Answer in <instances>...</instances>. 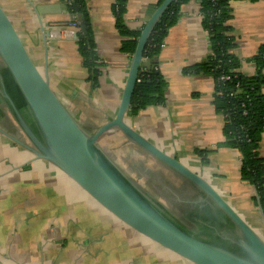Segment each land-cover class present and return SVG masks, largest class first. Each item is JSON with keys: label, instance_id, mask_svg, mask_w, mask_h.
I'll return each instance as SVG.
<instances>
[{"label": "crops", "instance_id": "0c3cea01", "mask_svg": "<svg viewBox=\"0 0 264 264\" xmlns=\"http://www.w3.org/2000/svg\"><path fill=\"white\" fill-rule=\"evenodd\" d=\"M28 1L46 10L44 14L38 18L27 0H0V5L35 65L46 71L53 91L76 120L95 130L115 115L130 64V57L120 51L122 38L115 28L114 0H85L98 58L96 86L82 65L77 39L72 37L77 30L70 26V17L62 8L65 3ZM157 1L126 0L125 26L141 29ZM230 7L232 16L227 24L236 43L232 53L245 60L264 43V0H235ZM180 12L152 64L166 83L164 103L147 106L127 116L126 122L210 185L216 184L235 209L246 210L252 199L249 184L240 179L239 154L218 146L224 140V119L213 106V79L184 71L210 51L198 1H188ZM40 22L48 31L46 51ZM255 71L250 63L244 62L240 68L245 75ZM261 91L264 93V85ZM0 127L18 130L1 108ZM100 139V146L117 165L116 157L107 150L114 145L144 156L118 131L111 130ZM258 153L264 158V132ZM32 157L0 134V264H191L122 224L53 165ZM255 207L250 206L248 212L260 220Z\"/></svg>", "mask_w": 264, "mask_h": 264}, {"label": "water", "instance_id": "95a60500", "mask_svg": "<svg viewBox=\"0 0 264 264\" xmlns=\"http://www.w3.org/2000/svg\"><path fill=\"white\" fill-rule=\"evenodd\" d=\"M172 1L163 0L144 23L130 57L116 113L93 131L76 120L53 91L46 71H39L0 5V69L7 81L0 75V100L24 139L1 127L0 134L30 152L31 160L53 165L122 224L191 264H264V239L206 180L126 122L139 71L149 70L157 62L156 58H143L144 47ZM27 2L38 18L46 11ZM74 18L85 34L80 16ZM40 29L46 51L48 31L41 22ZM72 34L75 38L76 33ZM111 130L184 181L194 198L182 202L191 208L176 207L178 212L174 214L132 180L99 144L100 137ZM256 207L264 225L258 197Z\"/></svg>", "mask_w": 264, "mask_h": 264}, {"label": "trees", "instance_id": "16d2710c", "mask_svg": "<svg viewBox=\"0 0 264 264\" xmlns=\"http://www.w3.org/2000/svg\"><path fill=\"white\" fill-rule=\"evenodd\" d=\"M70 17L79 28L75 15H79L86 33L77 31V48L83 67L87 70L88 80L96 86L99 74L97 56L94 50L92 28L85 0H62ZM163 0H158L156 7ZM190 0H173L156 23L143 50V58L153 59L160 50L168 29L181 15V7ZM201 23L208 36L209 54L202 61L185 68L191 75H209L214 82L213 106L223 116V142L218 145L234 149L239 154L240 179L254 189L264 211V158L258 153L261 135L264 132V43L256 53L247 59L232 53L235 40L227 24L232 16L230 2L235 0H197ZM258 1V0H248ZM126 0H114L113 14L115 28L121 36L120 51L131 57L139 30L128 29L123 22ZM252 64L256 71L253 75L240 72L243 63ZM229 80H221V76ZM166 86L163 76L155 65L149 70H140L131 96L128 116L136 115L141 109L164 103L163 91ZM200 155L203 153L198 152ZM203 162L205 158H202Z\"/></svg>", "mask_w": 264, "mask_h": 264}, {"label": "rangeland", "instance_id": "374dc122", "mask_svg": "<svg viewBox=\"0 0 264 264\" xmlns=\"http://www.w3.org/2000/svg\"><path fill=\"white\" fill-rule=\"evenodd\" d=\"M3 8V7H2ZM38 69L41 73H44L45 71L40 67L38 66ZM87 128V127H85ZM99 141H101V139H99ZM220 148H224V147H220ZM107 150L110 151V154L115 156L116 157V162L119 164L118 166L132 179L134 180L141 188H143L144 190H146L148 193H150L151 195L154 196V198L156 200H158L159 202L163 203L164 202L159 198L157 197V195L155 194H152L147 185H144L145 184V177L143 175V172L144 171H139L137 170L138 167H142V165H144L145 167H147V169L149 170H152L153 169H156L155 171H158L157 167L159 168V166L157 165V163L149 160L148 158H143V156H140L138 154H131L130 153V150L127 149L126 147H124V145H114L110 148H108ZM117 154L118 155H121V158H117ZM122 157H124V159H122ZM145 157V156H144ZM183 158V157H182ZM183 161V163L185 164H188V160L186 161L185 159H181ZM129 163H131V168L129 167ZM157 167H156V166ZM162 169V168H161ZM136 172H135V171ZM142 176V179H140L141 175ZM145 178V179H143ZM213 182V181H212ZM217 182V181H215ZM210 184V183H209ZM214 189H216V191L218 193H221L222 195V198L224 200H226V202L228 204H231L229 203L230 200L229 198H227V196L222 192L220 191V189H218L217 185H211ZM241 189H238V190H234V191H239ZM247 190H248V194L250 195V198L249 199H252V202H250L249 205H247V208L246 210H244L243 208L239 209V208H234V206L231 204L232 208L243 218V220L251 227L253 228L263 239H264V225H263V222L261 221V218L259 220V218H257L258 216H255L250 214L248 212V209L250 206L253 207V205L255 206V201H254V197H255V193H254V189L251 185H248L247 186ZM226 196V197H225ZM257 209V207H255ZM254 210V208H253ZM255 212V210H254ZM257 212V211H256ZM256 215V214H255ZM258 219V220H257ZM74 264V263H73Z\"/></svg>", "mask_w": 264, "mask_h": 264}, {"label": "flooded vegetation", "instance_id": "af4514ba", "mask_svg": "<svg viewBox=\"0 0 264 264\" xmlns=\"http://www.w3.org/2000/svg\"><path fill=\"white\" fill-rule=\"evenodd\" d=\"M0 75L2 76L4 81L7 82L5 80L4 74L2 73L1 69H0ZM0 103H1L0 104L1 111H3L4 107L1 100ZM5 130L9 131L10 133L14 134L15 136L21 139H24V137L22 136L19 130L17 131L15 129H11V130L5 129ZM143 158H147V157L143 156ZM157 165L159 166V168L156 165L155 166L157 167L158 171H155L156 169L153 168L152 170H149L144 165H142V167L137 168V170L139 171H144L143 175L146 178V179L143 178L145 179L144 185H147L149 191L152 194L157 195V197H159L168 206V208L171 209V212L174 214H177L178 212V209L176 207H179L180 209H183L184 207L187 210L191 208L185 206L184 202H182V200L184 199L194 198L193 196L190 195V190L185 186L187 184L184 181H182L178 176L164 169L161 165L159 164ZM129 167L131 168V163H129ZM143 175H141L140 179H142ZM148 194L151 195L150 193ZM151 196L154 198L153 195Z\"/></svg>", "mask_w": 264, "mask_h": 264}, {"label": "built area", "instance_id": "2783aa9c", "mask_svg": "<svg viewBox=\"0 0 264 264\" xmlns=\"http://www.w3.org/2000/svg\"><path fill=\"white\" fill-rule=\"evenodd\" d=\"M70 26H71V27H74L77 31L79 30V28L77 27V24L74 23V22L70 23ZM74 33H75V32H74ZM161 47H163V44L161 45ZM220 79L223 80V81H225V80H229V76H225V75H223V76L220 77Z\"/></svg>", "mask_w": 264, "mask_h": 264}]
</instances>
